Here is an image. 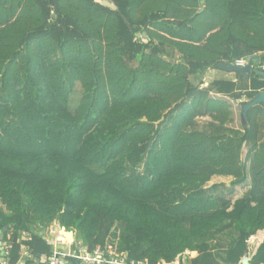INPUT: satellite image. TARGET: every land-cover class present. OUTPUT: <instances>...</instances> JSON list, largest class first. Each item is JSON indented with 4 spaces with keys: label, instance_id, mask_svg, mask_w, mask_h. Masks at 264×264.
<instances>
[{
    "label": "trees",
    "instance_id": "trees-1",
    "mask_svg": "<svg viewBox=\"0 0 264 264\" xmlns=\"http://www.w3.org/2000/svg\"><path fill=\"white\" fill-rule=\"evenodd\" d=\"M109 1L115 9L0 0V243L9 242V261L43 264L50 247L39 230L56 220L88 250L115 244L146 264H182L193 247L190 264H214L206 241L224 231L235 234L229 263L255 239L250 264H264V108L234 127L222 97L250 101L264 79L250 71L245 90L201 79L254 54L264 70V0ZM213 177L228 183L207 185ZM22 230L29 237L18 241Z\"/></svg>",
    "mask_w": 264,
    "mask_h": 264
},
{
    "label": "built area",
    "instance_id": "built-area-1",
    "mask_svg": "<svg viewBox=\"0 0 264 264\" xmlns=\"http://www.w3.org/2000/svg\"><path fill=\"white\" fill-rule=\"evenodd\" d=\"M245 63L244 59H237L234 62L238 66ZM42 230H44L43 234ZM69 231L72 233L69 234ZM39 233L50 247V254L40 257L43 264H146L141 260H129L127 253L118 251L115 244L97 246L93 250H88L85 243L76 237L75 231L66 229L56 220L47 224L46 228L40 229ZM28 236L29 233L25 232L22 236L18 235L17 240H24ZM8 244L9 242L0 243V264H26L23 259L15 263L9 261ZM21 254L29 255L25 246L21 247Z\"/></svg>",
    "mask_w": 264,
    "mask_h": 264
},
{
    "label": "crops",
    "instance_id": "crops-1",
    "mask_svg": "<svg viewBox=\"0 0 264 264\" xmlns=\"http://www.w3.org/2000/svg\"><path fill=\"white\" fill-rule=\"evenodd\" d=\"M203 78H205V80L206 79L232 80L236 82V84L238 85V89L240 90H245V88L248 87V80H249V77L248 78H244L243 76L238 77L233 72H229L221 68L220 69L219 68L207 69L206 71L201 73V79ZM206 85L207 84L204 82L203 86H206ZM222 97L227 99L232 105L233 119L235 123V124L233 123L234 127H239L241 123L245 124L246 118H243L241 115V106L242 104L249 102V99L244 95H242V97L237 100H234L230 97H224V96ZM259 104H262V107L264 108L263 103H259ZM238 106L240 108H239V114L237 115ZM237 117L239 119V122L237 121ZM236 121L238 124H236ZM258 121H259V138H260V141H264V110L259 114ZM220 178H223V177H220ZM240 190L241 188H236V194H239L238 191ZM0 207H2L1 203H0ZM25 232L29 233L28 231L22 230L19 232L18 235L22 236L23 233ZM230 235H231V238H230ZM233 238H235V234H230L224 231L220 234L212 236L206 241L209 246V251L212 254L214 264H231L226 260V252L228 248L230 247L231 241L233 240ZM197 251L198 250L194 247L189 250H186L181 256L182 264H190V259L195 257L198 254ZM39 262H41V260Z\"/></svg>",
    "mask_w": 264,
    "mask_h": 264
},
{
    "label": "water",
    "instance_id": "water-1",
    "mask_svg": "<svg viewBox=\"0 0 264 264\" xmlns=\"http://www.w3.org/2000/svg\"><path fill=\"white\" fill-rule=\"evenodd\" d=\"M97 3H100L102 5H105L111 9H115V5L112 4L109 0H94ZM200 3H203V0L200 1ZM257 58V55L254 54L251 57H249L246 61V63L242 66H238L234 63H229V62H224L220 63L218 66L221 69H224L229 72L237 73L240 76H243L244 78H248V74L250 71H252L254 74L259 76L261 79H264V70L254 68L252 66V61ZM263 103L264 104V91L258 92V94L252 98L249 102H246L242 104L241 106V115L243 118L246 116V112L249 108L252 106ZM44 233V230H42V234ZM69 234L72 233L71 231L68 232ZM250 259H251V251L250 248H248V251L243 254L237 264H250Z\"/></svg>",
    "mask_w": 264,
    "mask_h": 264
},
{
    "label": "rangeland",
    "instance_id": "rangeland-1",
    "mask_svg": "<svg viewBox=\"0 0 264 264\" xmlns=\"http://www.w3.org/2000/svg\"><path fill=\"white\" fill-rule=\"evenodd\" d=\"M197 80H198V79H195L194 81L197 82ZM78 94H79V88L76 87V91H75V93H74V95H73V100H74V102H75V100L77 99ZM239 108H240V107L238 106V108H237V115L239 114ZM237 121L239 122L238 117H237ZM237 121H236V124H238ZM204 122H205V119H200L198 123H199V125H202ZM234 124H235V123H234ZM222 181L228 183V178L213 177V178L207 183V185H210L211 183H214V182H222ZM237 188H239V187H237ZM243 191H244V187H242L241 190L238 191V193H241V192H243ZM258 242H259V241L255 240V239H250V241H249V244H250V245H249L250 251H252V248H254V247L257 245Z\"/></svg>",
    "mask_w": 264,
    "mask_h": 264
}]
</instances>
